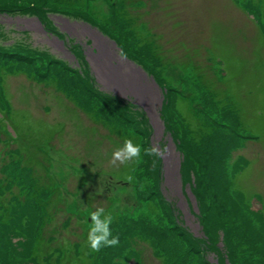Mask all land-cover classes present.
<instances>
[{"label":"rangeland","instance_id":"obj_1","mask_svg":"<svg viewBox=\"0 0 264 264\" xmlns=\"http://www.w3.org/2000/svg\"><path fill=\"white\" fill-rule=\"evenodd\" d=\"M147 1L151 6H158L162 2L171 1L173 2L171 4L172 9L176 5H189L188 14L193 15L197 20L195 24L191 25V29L199 31L197 39L200 42L199 54L203 59L202 65L211 71L209 86L217 90L221 108L229 104L231 109L235 111L234 116L240 124V132L243 135L242 147L245 148L237 152V154H241L242 160H235L234 162L236 174L232 178L233 189L244 194V204H246L248 197L254 196L251 199V208L255 210L260 207L264 208V162L262 160L264 157V34L259 27L260 24L249 18L250 3L248 4L249 17H246L243 15L240 6L246 0L243 2L242 0H234L233 4L232 0ZM257 1L264 5V0ZM121 3V0H0V5L12 4L19 9L27 6V10H30L29 8L36 9L32 11L33 13L37 11L42 15L46 12L50 13L56 26L48 24V21L45 22L46 26L51 27L54 36L64 40L65 45L61 46V42L57 45L51 39L49 41L48 35L46 36L44 33L47 27L34 26L29 19L20 18L17 14L21 13L16 12L12 7L7 10L6 14L0 11V24L3 27L2 30L5 31L0 33L1 38L3 37L0 43L12 45L8 47L10 49H18L13 42L20 41L22 44L17 45L24 53L32 55L44 53L52 54L57 58L61 57L60 64H52L49 69V71L54 72L53 75L55 76V71H61V75L58 76L61 84L54 76L49 77L47 81L45 80L46 82L34 80L29 71L34 72L35 70L32 69L36 64L28 63L27 57L23 54H7L5 60H0V66L10 63L14 67L17 65L14 62L23 66V68H14L13 71H0V97L5 101L7 109L0 126L4 128L9 123L16 134L22 133L24 137L29 134L33 143L42 145L38 152L39 156L42 157L37 162L40 168L46 164L48 156L51 155L49 170L51 175L56 177L67 206L79 207L84 210L88 224L90 222L88 213L92 211L90 205L93 208L103 207L107 211L116 210L120 216L123 215L124 211H134V208L138 206L140 208L137 211L139 218L148 217L146 204L143 203L144 201H140L138 197L140 198L139 195L142 191L147 190L144 183L150 186L153 184L151 169L154 160L152 156L144 155L141 170L150 172V175L149 177L140 175V191H137V184L134 185L133 181L142 162L141 159L129 161L126 164L118 163L116 166L111 165L109 161L111 154L123 147L126 140H130L134 145H139L140 148L141 140H144L145 137L151 145L159 140L156 139L158 126L155 125L154 118L151 117L148 122V117L143 118L138 111V108L142 111L145 109L147 114L153 115L147 106V98L144 97L145 95H141L140 85L137 86L139 95L135 97L133 102L137 109L133 107L134 105L129 106L117 101L126 95L125 90L119 88L123 84L131 86L135 82L133 68L130 67L133 66L131 62L142 65L145 69H148L145 67V61L148 62V67L155 63L156 70L159 68L155 74L160 73L159 78H164L162 81H165V78L168 79L167 82L163 83V86L168 89H166L167 95L184 93L186 94L184 96L192 101L177 97L172 108L173 113H178L173 121L176 127L186 130L191 126L195 136L194 142L186 132L183 133L184 137L181 140L174 135L171 136L169 134L171 125L161 117H158V120L167 129L166 133L170 140L176 143L182 142L183 147H185V155L180 151L179 158L184 159L186 181L189 182L191 190L198 196L201 204L199 220L203 232L208 235L207 239H210L214 249L220 248L223 250L222 253L226 252V248L231 250L230 264H239L235 263L232 258H236V260L240 258V264H249L251 257H258V263L264 264L263 230L262 233L258 227H254L253 232L248 234V238L243 239L239 244L236 243L237 236L242 232L239 228H243L241 221H245L248 226H253L250 219L252 213L244 212L245 210L243 211L238 203L237 196L226 190L223 180L226 169H222L220 164L223 147L233 146L230 155L238 148H242L239 144L241 135L234 133L231 127L233 122L224 111L218 114L217 121L219 124L215 123V119L210 121V128L214 129L213 138L208 136L205 128V101L203 99L196 101V93L193 89L194 86H199L201 75L198 78L192 67L193 72L190 68L183 70L178 66L174 67L168 64L164 68L158 67L156 59L150 56V52L153 51L149 50L145 44L139 45L137 38L131 32L134 30V25L137 29L135 31L144 35L147 33L145 28L141 26L140 22L132 20L134 22L132 23L128 16L124 15ZM1 8L4 11V7ZM227 9L230 13L226 11ZM254 9L257 11L258 19H261L264 16V8L255 3ZM231 14H236L237 25L240 22L239 15H242V25L248 18L246 25L249 29L246 35L250 34L249 36H242L238 26L233 22L234 18ZM166 17L168 16H165L163 11L156 9L152 17L145 18L146 21L150 22L148 27H152L149 32L154 31L169 36L171 29L167 25ZM99 19L103 20L99 21ZM154 19L155 21H153ZM24 28L26 29V36H21L19 32ZM35 28L44 31L38 32ZM94 35L99 39L100 46L104 48L105 52L107 47L117 52L119 50L116 49V46H119L124 53V58L119 60L117 69L110 71L101 68L102 71L99 68V64L106 61L97 60L94 62L92 60L94 68L92 64L91 68L97 70V74L92 75L93 79L90 77V82L87 73L81 66L84 54L81 55L78 65L74 63L73 59H69L70 52L65 47L70 45L69 42L80 46V43L85 41L87 37H91L95 45L97 42L93 38ZM110 41L113 42L111 48L109 46ZM109 59H111L110 56ZM61 62H64L70 69L77 68L76 71H73L75 74L62 70ZM195 62L198 63V58ZM151 70L153 71L154 68ZM130 71L129 78L119 80L121 75H126ZM142 74L143 72L140 76ZM63 81L73 83L70 88L73 92H65ZM92 82L98 89L93 87ZM144 82L147 83V79H144ZM156 82L163 89L159 81ZM108 85L113 88L111 91L106 89ZM101 88L109 92L110 96L102 95L100 93ZM89 90L95 94L96 100L88 93ZM117 90L119 95L115 92ZM151 90L154 92L152 107L156 109L159 90H156L152 85ZM162 95H165L164 89ZM224 96L228 102L223 99ZM79 97L84 104L90 102L92 105L90 110L91 105L85 104L87 110L101 116L103 121L98 119L100 123H95L91 117L81 111L80 107L84 104H78ZM175 104L177 105L175 106ZM0 106L4 107L1 103ZM114 111L118 114L122 113L126 117L119 116ZM135 113L139 115L138 119H135ZM168 113L171 115L172 110H169ZM137 120H140L139 125L145 129V137L138 130ZM127 122L128 124H123ZM163 122L166 123L167 127ZM150 123L156 127V134L152 133ZM115 126L119 127L114 131L117 136L112 134ZM7 129L13 132L11 128ZM147 134H150L151 137H148ZM203 135H207V140H196ZM221 139H224L223 146H220ZM162 141L159 144L161 148L167 140ZM194 147L196 148L195 152L192 150ZM164 160L165 164L161 170L164 180H161L160 183L162 186L165 182L168 189L173 177L172 169L175 162L172 158H170L169 163L166 158ZM84 168L89 173L84 172ZM129 174H133L130 176V180L127 177ZM206 177H209L210 182L208 184ZM190 178L203 186L199 183L192 184ZM127 179L130 181L131 187L123 185ZM27 183L30 184V178L27 179ZM108 184H111L112 187H109ZM163 190L177 202L183 220L186 221L189 218L187 217L189 216V202L192 198L188 191V185L187 192L189 195L184 191V185L181 187L180 196L175 193H168L169 190H166L165 187ZM23 193L24 191L16 192L17 200H21ZM163 197L168 201L164 195ZM10 199L11 204H13L11 208H9L11 204H7L6 209L0 208V264H37L29 256L31 249L29 245L33 239L34 227H37L38 217L41 218L42 215L41 208L40 206L37 208L32 201L18 203L14 201L13 196ZM152 207L153 209L158 208ZM2 213L4 214L2 215ZM257 214L255 219L258 220L259 225V220H261L259 211ZM18 215L19 217L23 216L21 226L17 223ZM262 215L264 216V211ZM186 223L188 225H183L184 233L180 236L176 230L167 231V226L163 225L167 237L178 240V248L170 253L162 245L160 251L155 252L158 257H153L149 252V255L142 258V264H165V257L169 255L174 257V264H204V262L196 260L197 256L190 249L188 233L190 229L196 232L198 228H194L193 224L190 226V221H186ZM123 224V227L116 225L111 228L113 236H116L114 233H120L119 242L122 241L125 230L137 227V222L132 219H128ZM73 225L79 226L77 223ZM84 228L85 226H83ZM231 233L234 235L235 243L230 237ZM80 235L81 238H85L84 231ZM155 240L157 245H161V236H155ZM129 242L132 247H135L137 242L143 243L134 238L129 239ZM117 246L104 247L98 252H91L90 261L93 260L92 264H107L108 253L115 252ZM120 247L123 248L122 245ZM135 255L133 258L128 257L127 264H134Z\"/></svg>","mask_w":264,"mask_h":264},{"label":"trees","instance_id":"obj_2","mask_svg":"<svg viewBox=\"0 0 264 264\" xmlns=\"http://www.w3.org/2000/svg\"><path fill=\"white\" fill-rule=\"evenodd\" d=\"M122 3L124 15L128 16L132 23H134L133 21H135L140 22L141 24H145L148 31L152 27H148L150 22L146 21L145 18H148V16L152 17L153 13L156 12V9H160L164 12L165 16H168L166 17L168 20L167 25L171 29V31H169V36H165L164 34L162 35L158 32L155 33L154 31H151V33L149 32V35H146L147 33L144 35L138 34L135 31L137 29L133 25L134 30L132 31V33L134 34V37H136L138 41L145 38L142 44H145L147 46L151 44L150 48L153 52L150 54V56L156 59L158 67L164 68L167 64L174 67L178 66L183 70L192 67L197 73L195 60L198 57V53L200 51V45L199 43L197 44L199 31L191 29V25L195 24L197 20L193 15L188 14L189 5H176L172 9L171 4L173 2L171 1L164 3L162 2V4H159L158 6L149 5V2L147 0H122ZM1 7H4V11L7 12L8 9L5 8V5H0V9L3 10V8ZM12 8L15 9L16 12H20L21 14L37 15L41 22L46 25V13H44V15L39 14L38 11L33 13L32 11L36 10L34 8H29L30 10H27L28 8L19 9L17 6H14ZM102 20L103 19H99V21ZM153 21H155V19ZM246 24L248 23L245 22V24L242 25L241 29H245L247 33L249 28H247ZM24 35L25 33L21 32V36ZM1 39L3 40V37L1 38L0 35V40ZM13 44H15L18 49H10L8 47L12 45H9L7 43H0V47L2 45L0 49V60H5L7 54H23L27 57L28 63L36 64V66L32 69L35 70L34 72L28 70L34 80H42L46 82L49 77L54 76L58 79V83H60L58 76L61 75V71H55L56 76L53 75L54 72L49 71L52 64H60L59 59L55 58V56H53L52 54H27L26 52L24 53L23 51H21L22 49H20V47L17 45L22 44L20 41ZM160 51L161 53H159ZM77 56L78 59H80L79 54ZM14 63L17 64L14 67L10 65V63L1 65L0 71H13L14 68H23V66H21L18 62ZM146 66L148 67V62H146ZM153 66L154 64L148 68L153 69ZM61 69L70 72V74H75V72L73 71H76L75 69H70L69 66H67L64 62H61ZM83 70H85L84 63ZM154 71L156 72L157 70L154 69ZM201 76H206V73L203 72ZM62 83L65 85V92H73L70 90L73 83L70 84L66 81H63ZM88 93H90L93 99L96 100L95 94L92 93V90H89ZM179 97L184 98L180 95ZM0 103L3 105L2 100H0ZM81 103L84 104L79 97L78 104L81 105ZM85 104L91 105L90 102H87ZM84 105L81 106L87 109L86 105ZM176 105L177 104H175V106ZM102 106L103 104L101 105V107ZM172 106L173 103L170 97L166 98L162 109V117H164L166 119V122H168V124L172 126L175 136H177L178 138H183V130H181L180 128L178 129V127H176V124L173 122L178 113H173ZM91 107L92 105L89 107V110L91 109ZM169 110H172L171 115L168 113ZM5 112L6 110L4 109V107L0 106V120L4 118ZM86 112L90 113V111L88 110ZM215 123L219 124L217 118L215 119ZM123 124H128V122ZM61 129L63 130V127ZM0 143V208L6 209V205L11 204V196L14 197L15 202H18V196L16 192L19 193L24 191V197H32L33 200L37 203V208L40 206L42 211L41 218L38 217L37 220V227H34L35 231L33 233V241L31 249L29 251L30 258H32L37 264H92L93 260L90 261V254L92 251L86 244L88 227H85L83 229V226L85 225L83 211L79 209L77 211L71 209L68 210L66 201L60 193V188L58 187L54 176H50L48 172L47 163L49 156L46 164H44L41 168H37V166L40 167L37 162L42 157H40L38 154L39 149H41L42 145L39 143H33V140L29 134L25 137L22 133L14 136L6 128H3L1 126ZM149 147H151V145L148 142V139L145 137L144 140H141L142 162L140 163L139 168L136 171L138 174V180L136 183L137 191L141 190L140 175L148 177L150 175V172L141 170L144 158L143 150ZM176 148L181 150L185 155V147H183L182 142L176 143ZM192 150L195 152L196 148L194 147L192 148ZM152 159L154 160L151 169L153 172V184L150 186L149 184L144 183L147 190H144L145 192L142 191L141 195H139L140 198L138 197L140 201L144 199L143 203L146 204L148 217L143 216L142 218H139L138 213L134 211H124L122 216H120L119 212L116 210L110 211L114 217L111 228L116 225H122L121 227H123V223H125L128 219L136 221L137 227L135 229L125 230L122 235V241L119 242L115 252L108 253L107 264H122L123 262L127 263V260L129 259L128 257H134L132 251L134 247H132L129 242V239L131 238H134L136 240L138 239L140 241L144 239L145 241L148 240V242H153L154 244H156V252L160 251L162 245H164L163 248L170 253L178 248L176 240L174 238L167 237L163 225L167 226V231H169L170 229L176 230L180 236L183 234V232H181V230L183 229L182 221L176 216L177 209L175 208V206H173V202L166 201L165 198H163V196L160 194V186L158 183V177L160 178L161 173L160 157L152 156ZM20 164H25L26 169L23 168V166H21ZM12 165L14 166L13 168ZM30 167L31 174L30 177H27V169H29ZM180 171L182 172V176L184 177V179H186L184 159L181 161ZM146 173L148 174L146 175ZM28 178H30L29 185L27 183ZM206 181L207 184L208 182H210L209 177H206ZM193 182L194 185L199 183L195 180ZM211 194L213 195V192H211ZM239 197L241 201H243L242 195H240ZM196 198L200 213L201 204L198 200V196H196ZM12 206L13 204H11L9 208H11ZM152 206L158 207L159 209L156 211V209H153ZM240 207L244 211L241 205ZM105 211L109 212L107 210ZM199 213L197 215L198 218L200 217ZM3 214L4 213H2V215ZM22 222L23 216H20L17 220V223L19 224V226H21ZM241 222L243 228H239L242 232L237 236V244L242 242L243 239L248 238V234L253 232V228L255 227L253 220H251L253 226H248L243 220ZM76 223L79 226L73 225H76ZM81 229L83 230L80 231ZM83 231L85 233V238H81L80 235ZM114 234L118 237L120 236V233L118 232ZM158 235L161 236V245H157V241L155 240V236ZM188 236L189 240L191 241L190 249L191 251H193L194 255L197 256L196 260H200L201 262H204V264H207L208 262L205 260V258L211 251L218 254V260L221 258L224 259L225 256L227 258H231V250L229 248H226V252L222 253L223 250L214 249L209 240L205 242L197 238L194 239L190 232L188 233ZM207 236L208 235H206V237ZM230 237L235 243L233 233L230 234ZM148 242L146 243L147 245ZM120 245H122L124 249L121 248ZM165 258L166 264H169V262H173L174 259V257L171 255ZM232 259L233 261H235V263L240 264V258L237 260L236 258ZM249 260V264H259L258 257H251Z\"/></svg>","mask_w":264,"mask_h":264},{"label":"clouds","instance_id":"obj_3","mask_svg":"<svg viewBox=\"0 0 264 264\" xmlns=\"http://www.w3.org/2000/svg\"><path fill=\"white\" fill-rule=\"evenodd\" d=\"M117 59L123 60L124 53L119 50L115 53ZM145 156L164 157L168 154L167 148H161L158 143H153L151 147L143 150ZM141 159V148L134 145L130 140H126L123 147L115 150L110 157L109 163L113 166L126 164L129 161ZM130 180L131 177H128ZM90 222L88 224L86 244L92 252H98L104 247H113L119 244L118 236L112 235L111 224L113 223L112 213L106 212L103 207L96 208L88 213Z\"/></svg>","mask_w":264,"mask_h":264},{"label":"flooded vegetation","instance_id":"obj_4","mask_svg":"<svg viewBox=\"0 0 264 264\" xmlns=\"http://www.w3.org/2000/svg\"><path fill=\"white\" fill-rule=\"evenodd\" d=\"M100 43H96V46L99 45ZM97 61V56L94 58V62Z\"/></svg>","mask_w":264,"mask_h":264},{"label":"bare ground","instance_id":"obj_5","mask_svg":"<svg viewBox=\"0 0 264 264\" xmlns=\"http://www.w3.org/2000/svg\"><path fill=\"white\" fill-rule=\"evenodd\" d=\"M96 33V32H95ZM97 34V33H96ZM101 42H102V40H101ZM101 69V68H100ZM102 70V69H101ZM103 71V70H102ZM132 77V76H131ZM107 81V80H106ZM130 82V81H129ZM120 87V86H119ZM145 97V96H144ZM146 98V97H145Z\"/></svg>","mask_w":264,"mask_h":264}]
</instances>
